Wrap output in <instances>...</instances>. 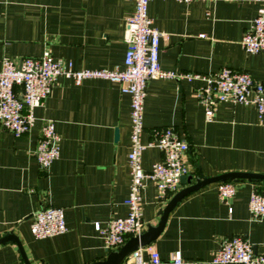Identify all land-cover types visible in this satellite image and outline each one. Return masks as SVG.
Segmentation results:
<instances>
[{"label": "crops", "instance_id": "crops-1", "mask_svg": "<svg viewBox=\"0 0 264 264\" xmlns=\"http://www.w3.org/2000/svg\"><path fill=\"white\" fill-rule=\"evenodd\" d=\"M257 9L256 0H151L148 15L164 35L161 69L208 75L228 68L264 85V53L250 55L242 47ZM132 11L128 0H0V65L2 59L16 64L46 51L74 70L121 69L124 21ZM202 86V81L185 79L149 81L142 144L166 128L185 139L188 173L180 189L227 173L264 174V118L252 104L219 103L214 120L206 122L195 95ZM32 115V127L18 138L0 127V238L14 236L28 264L103 262L110 252L94 224L104 227L127 214L131 98L109 81L75 85L57 77L51 95ZM42 120L53 121L60 137V156L47 172L38 169L33 157ZM161 160L157 147H147L142 169L149 171ZM219 183L188 194L169 213L149 245L162 264H172L175 253L182 264H213L222 241L234 236L264 255V219L253 221L248 212L251 194L263 192L264 182L233 181L235 194L228 201L219 199ZM173 196L159 201L154 184L145 182L141 210L146 229L158 225ZM48 207L63 209L67 230L35 240L29 232L31 215ZM0 264H24L15 243L0 244Z\"/></svg>", "mask_w": 264, "mask_h": 264}, {"label": "built area", "instance_id": "built-area-1", "mask_svg": "<svg viewBox=\"0 0 264 264\" xmlns=\"http://www.w3.org/2000/svg\"><path fill=\"white\" fill-rule=\"evenodd\" d=\"M133 4L132 13L124 21V42L126 52L121 69L74 70L71 63L55 61L44 51L36 58H22L18 63L2 59L0 65V127L18 138L32 127V111L49 98L57 77L70 79L75 85L85 80H104L117 84L123 94L131 98L130 151L127 163L130 169V184L124 204L127 214L123 218L110 220L104 227L95 223V231L102 237L106 251L122 248L133 237L140 236L146 229L142 219V192L145 182L154 184L159 201L175 195L181 185V178L188 173L184 157L189 147L170 128L153 132V139L143 145V112L146 85L151 80L185 79L202 81L195 95L204 108L206 122H212L215 108L219 103L252 104L259 118H264V85L255 82L247 73L223 68L215 73L200 75L195 73L176 74L161 69L159 64L160 40L164 36L153 27L148 15L151 0H128ZM184 4L192 2L215 3L218 0H177ZM258 3L257 15L242 39V47L247 54L264 53V0ZM147 147H157L162 160L144 171L141 156ZM60 156V137L54 122L42 120L39 138L33 151L38 169L47 172ZM221 201H228L235 194L233 182L217 185ZM230 211V210H229ZM248 212L253 221L264 219V194L255 190L249 199ZM63 209L48 207L34 212L29 223L33 239L42 240L62 235L66 232ZM147 255V258L144 257ZM172 264H182L179 253L171 258ZM158 253L151 246H139L129 253L122 264H162ZM213 264H264V255H256L252 245L244 238L234 236L222 241L212 260Z\"/></svg>", "mask_w": 264, "mask_h": 264}, {"label": "water", "instance_id": "water-1", "mask_svg": "<svg viewBox=\"0 0 264 264\" xmlns=\"http://www.w3.org/2000/svg\"><path fill=\"white\" fill-rule=\"evenodd\" d=\"M248 180V181H261L264 182V174H253V173H227L224 175H220L214 178H205V179H197L193 185L180 189L168 202L164 210L161 212V218L157 226L151 227L148 226L146 231H144L140 236L130 238L125 245L117 251L110 252L107 259L103 262H97L94 264H122L125 257L131 253L132 251L136 250L139 246H149L152 241H154L161 231L163 230L167 217L172 209L179 203L185 196L188 194L197 191L208 184L214 182H233L236 180ZM186 176L181 178V184L185 185ZM264 194V190L262 192ZM5 241H11L15 243L21 259L24 264H28L24 253L18 243L17 239L14 236L7 235L0 238V244Z\"/></svg>", "mask_w": 264, "mask_h": 264}]
</instances>
